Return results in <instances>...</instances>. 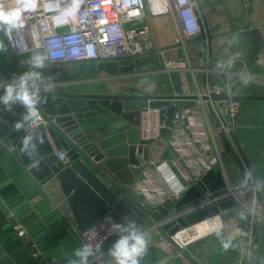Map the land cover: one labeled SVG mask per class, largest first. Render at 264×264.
Returning <instances> with one entry per match:
<instances>
[{"label": "crops", "instance_id": "crops-1", "mask_svg": "<svg viewBox=\"0 0 264 264\" xmlns=\"http://www.w3.org/2000/svg\"><path fill=\"white\" fill-rule=\"evenodd\" d=\"M195 2L202 30L199 35L190 39L183 35L173 14L153 16L150 11L146 12V23L150 26L153 45L167 59L170 57L169 53L178 49V61H186L192 67L191 72H194L184 75L178 84L176 95L184 94V90L197 94L218 84L217 81H229L235 84L231 89L234 96H264V0ZM254 32L260 37L258 43L253 42ZM0 37L9 56V61L0 62V72L9 77L15 65L1 30ZM175 41L178 42V47ZM244 41L250 44L249 56L235 47ZM97 65L82 66V71L94 69L102 78H120L119 75L100 72ZM70 74L74 73L70 71ZM190 79H195V88H191L188 82ZM172 94L174 95H157ZM54 97L58 96H36L37 104L50 119L69 115L53 104ZM184 104V101L178 102V105ZM227 106V103L211 100L200 101L194 106L203 119L209 143L214 155L219 157V164L196 180L184 179L185 189L182 194L169 201L170 207L161 206L166 209L164 213H159L161 221H167L174 212L176 217L173 219H177L178 214L190 213L195 208L200 210L217 205L199 207L211 197L225 195L233 185L243 183L249 176H255L257 184L264 182V100H241L240 116L233 137L220 130V125H228ZM24 108L26 107L20 103H15L11 104L9 110L8 106L0 102V264H44V260L33 256L34 251L45 260H54V264H80L81 258L76 254L78 249L74 239L80 238L73 229L78 225L58 178L42 184L31 172L35 167L34 163L55 154L56 148L50 144L51 125L49 123L47 128L27 130L23 124ZM18 123L21 125L19 129L16 128ZM78 123L90 142L128 125L124 118L106 108L91 116L88 124L84 125L86 128ZM27 136L32 139L25 148L24 139ZM108 140L111 145L120 142L117 136ZM154 148L157 151L151 152L150 161L145 164L144 171L135 183L144 174L153 173L155 165L163 161L171 165L175 159V153L167 145L165 138L157 139ZM241 156L247 162L249 171L246 166L244 170ZM6 159L8 166H1L6 163ZM81 161L108 189H112L87 161L82 158ZM133 188L135 190V185ZM255 194L259 195L264 211V191L256 188ZM161 207L150 213H157ZM259 218L258 223H254V229H250L254 232L253 238L256 242L254 251L246 247L252 238L247 234V222L241 223L244 231L242 237L233 235L231 229L221 228L189 241L187 250L183 251L196 264H236L239 261L245 264H264V217ZM15 225L23 227L28 241L18 235ZM141 236L145 238L146 244L144 253L138 257V264H191L158 231L153 229ZM225 244L228 246L225 247ZM114 245L108 243L101 251L98 263L90 262L88 256L87 264H116L115 258L110 255ZM63 257H67V260ZM63 260L66 262L62 263Z\"/></svg>", "mask_w": 264, "mask_h": 264}, {"label": "built area", "instance_id": "built-area-1", "mask_svg": "<svg viewBox=\"0 0 264 264\" xmlns=\"http://www.w3.org/2000/svg\"><path fill=\"white\" fill-rule=\"evenodd\" d=\"M73 2L74 0H38L36 11L23 13L24 27L13 29L10 34H6L2 29L23 74L39 69L32 64L34 56L44 58L43 67H71L107 62H135L155 54L150 26L146 23L147 11H150L153 16L173 14L180 25L181 32L188 39L199 35L202 30L195 0H75L78 8L74 18L63 17L62 13L70 8ZM152 2H156L163 9L153 12L150 8ZM0 6L8 10L17 5L15 0H0ZM19 78L15 70L3 86L17 83ZM197 94L234 96L231 88L219 85H213ZM182 95L195 94L186 90ZM227 104L228 125L226 127L236 129L241 100H229ZM176 107L169 126L160 122L158 111L147 110L142 113L143 136L154 139L165 138L167 145L175 153V159L172 160L171 165L167 161L155 165L153 173H146L141 180L136 181L134 184L136 191L132 187L139 205L148 212L155 211L165 203L178 198L185 189L184 179L196 180L219 164V157L214 155L200 113L194 107L185 108L183 105ZM35 108L37 110L35 116H30L28 109L24 113L23 124L29 131L49 126L45 114L36 105ZM163 129L164 132H162ZM50 144L56 148L52 138ZM55 155L58 161L64 164L69 163L66 150L56 148ZM36 165L37 163H34L33 166ZM164 167L173 175L172 178L176 179L177 186L171 184L170 179L166 177L163 172ZM255 187L258 190L261 188L258 185ZM250 194L245 195L249 200ZM209 202L210 199L201 205L207 203L209 205ZM253 204L259 207L258 200ZM223 214L225 213L221 211L220 216ZM229 223L226 229L234 227L237 230L240 229V223L237 220H230ZM117 226L115 219L110 214H106L84 231L77 226L73 227L78 233L82 248L89 246L91 249L90 262H100V253L119 229ZM14 228L21 238L29 240L21 225H15ZM237 234L238 237L243 236L242 232ZM172 239L174 240V237ZM168 244L171 246L169 242ZM177 245L182 250H187L189 246V244ZM33 256L44 260V264L55 263L54 260H45L37 251L33 252ZM236 264L245 263L239 261Z\"/></svg>", "mask_w": 264, "mask_h": 264}, {"label": "water", "instance_id": "water-1", "mask_svg": "<svg viewBox=\"0 0 264 264\" xmlns=\"http://www.w3.org/2000/svg\"><path fill=\"white\" fill-rule=\"evenodd\" d=\"M5 42L6 37L3 30L0 29ZM253 42L258 43L260 37L257 32L252 33ZM8 45V44H7ZM9 47V46H8ZM237 50H243L250 55V44L247 41L238 43L235 46ZM10 49V48H9ZM15 67L12 68L13 73L17 70L19 76L23 75L18 63L10 50ZM81 65L73 66V70L78 73ZM97 68L100 72L108 75L116 76L127 72L135 74L156 73L166 70L160 63L156 54H150L146 57L138 59L135 62L120 61L99 63ZM62 73L60 80H68L67 69L63 67H41L30 73H38L34 75L28 83H37L46 81L50 75ZM54 79L53 81H55ZM32 91L35 96H58L64 98H79L99 100L101 105L115 113L118 117L124 118L128 125L118 131L100 137L99 139L89 141L84 135L79 123L74 116L67 115L50 119L38 106L42 113L47 117L51 127L49 134L57 149H65L68 153L69 163L64 164L58 161L53 153L45 159L39 161L31 172L38 181L45 184L55 177L58 178L60 187L67 199V202L73 213V217L81 231H84L101 217L110 214L118 223L119 229L109 240V244H115L121 238L130 235L135 231L138 235H142L150 230H157L160 235L168 241L173 248L182 253L186 259L192 262L191 258L185 253L172 239L180 228H188L210 219L216 215H220V209L236 211V203L230 198L231 193L223 195L224 197L216 198L220 202L218 206H211L200 210H191L190 213L170 214L167 221L160 220V214L164 213V207H170L171 203L164 204L156 213H150L144 210L136 199L134 190L132 189L135 180L142 174L145 164L150 161L152 151H157L154 144L157 139L146 138L142 132V113L149 111H158L159 120L165 126H169L173 120L174 111L178 102L184 101L185 108H193L200 101H216L228 103L229 100H264V96H208L203 94L186 95H102V94H72L52 91ZM4 94V89L0 88V96ZM22 105V104H21ZM219 104H217V108ZM24 112L27 110L24 108ZM228 115V111L226 112ZM226 122L227 119H226ZM164 132V129L162 130ZM117 136L120 142L117 145H111L108 139ZM105 144H104V143ZM107 145V146H105ZM81 158L87 161L95 172L109 184L112 189H108L106 185L98 179L81 161ZM264 191V182L258 184ZM212 201V200H211ZM211 201L209 203H211ZM207 204L199 207H204ZM198 207V208H199ZM168 215V214H167ZM184 215V216H182ZM167 223V224H166Z\"/></svg>", "mask_w": 264, "mask_h": 264}, {"label": "rangeland", "instance_id": "rangeland-1", "mask_svg": "<svg viewBox=\"0 0 264 264\" xmlns=\"http://www.w3.org/2000/svg\"><path fill=\"white\" fill-rule=\"evenodd\" d=\"M171 17L173 18V16ZM177 23L175 22L176 28H178ZM177 38H178V31H177ZM0 42H2L1 37H0ZM174 43L178 47V42L175 41ZM153 51L155 52V54H157L160 63L166 70L154 74H145L139 76L135 75V73L132 74L133 72H127L119 75L120 78L118 79L102 78L103 76L98 74L97 71H95L94 69L84 70L78 76L73 77V74H70V72L67 70L70 79L66 81L60 80V77H62V73L58 72L54 75L48 76V78H45L46 81H40L32 84L28 83V87L30 90L33 91H55V92L72 93V94L157 95L162 93H174V95H176V93H178V84H180V82L182 81L181 79L184 78V75L190 73L194 74V72H191L192 67H190V65L186 61L184 62L178 61V49L172 53H169L170 56L169 59L164 57L163 53L160 52V49L155 46L153 47ZM2 60L4 62L5 60L6 62L9 61V56L8 54H6L5 51H3L0 54L1 63L3 62ZM0 73H1L0 77H2L1 78L2 81H0V88L5 89L7 86L4 87L3 85L6 84L7 82L6 80L8 79V77L4 73H2V71ZM54 79L56 80L53 81ZM188 82L191 88H195L196 85L195 79H190L188 80ZM216 83H218L216 85H220L221 87H226V88L229 87L231 89H233L235 85L233 84V82H229V81L227 82L217 81ZM53 99L54 100H52V102L55 106L61 107L62 111H65V113H69V115H72L75 118H77L78 122H80L83 126L88 124L91 116H94L96 113L102 111L104 108L99 100L79 99V98H60V97L57 98L54 97ZM226 126L227 125H220L221 132H224L229 136H232L233 133L235 132V129H233L232 127L227 128ZM237 150H239V148H237ZM241 158H242V162L244 163L243 166L244 170L246 166L247 170L249 171V166L247 162L243 159V156H241ZM5 162L6 163H3L1 166H8L9 164L8 160ZM257 185L258 184L256 183L255 176L253 175L249 176V179L243 181V183H238L233 185L231 189L227 191V193L234 192L231 193L230 198L233 199L234 202L236 203L237 210L232 212L229 209L228 210L220 209V211L225 213L223 214L222 217L224 221L223 223L224 228L226 227V224L229 223L230 220L234 219L240 222L239 230H237V228L235 227L231 228V233L233 235L237 234L238 232H242L244 234V231L242 230L243 224L241 223L247 222V226H248L247 234L250 235L252 238H250L246 247L248 250L251 251H254L256 249L255 248L256 242H254V238H253L254 232L250 231V229L252 230L254 229L253 228L255 225L254 223L257 222L260 216L264 217L263 207H261V200L259 198V195L255 194L256 191L255 186ZM249 194L251 195L250 200L245 197V195H249ZM218 197L222 198L224 196L221 195V196L211 197L210 201L211 200L212 201L211 203H209V205L217 204L218 206V203L221 200V198H219V201H217L216 198ZM256 200H258L259 202V207L253 206L254 205L253 203H255ZM182 229L183 228H180L179 231ZM74 239L76 240L78 251L81 250L82 249L81 241L76 237ZM66 258L67 257H63V259ZM66 260H63L62 263L66 262Z\"/></svg>", "mask_w": 264, "mask_h": 264}, {"label": "clouds", "instance_id": "clouds-1", "mask_svg": "<svg viewBox=\"0 0 264 264\" xmlns=\"http://www.w3.org/2000/svg\"><path fill=\"white\" fill-rule=\"evenodd\" d=\"M15 2L17 6L8 10L0 6V29H3L6 34H10L13 29L24 27L23 13L34 12L38 7V0H15ZM77 8L78 4L74 0L72 6L66 9L62 13V16L74 18ZM0 51H6L2 42H0ZM32 64L35 68L43 67L44 58L42 56H34ZM34 75L38 76L39 74L25 73L19 78L17 83L9 84L4 89V94L0 96V102L8 106L9 110L11 104L20 103L28 109L30 116H35L37 114L35 105L38 101L35 94L28 87V82ZM20 127L19 123L16 124L17 129ZM31 139V136L25 137V148L28 147ZM145 244V238L133 231L130 235L121 238L115 243L113 249L110 251V255L115 258L116 264H138V257L144 253ZM227 246L225 244V247ZM76 254L81 258L80 264H87V258L91 255V249L89 246H85Z\"/></svg>", "mask_w": 264, "mask_h": 264}, {"label": "bare ground", "instance_id": "bare-ground-1", "mask_svg": "<svg viewBox=\"0 0 264 264\" xmlns=\"http://www.w3.org/2000/svg\"><path fill=\"white\" fill-rule=\"evenodd\" d=\"M150 8L153 12H159L163 9L156 2H152ZM163 172L166 174V177L170 179L171 184H175L177 186V184L175 183L176 179L172 178L173 175L169 173V170L166 167L163 168ZM223 223L224 221L222 219V216L216 215L210 219H206L194 226H191V228L189 229H184L183 231L179 232L177 235H173L172 237H174V241L177 244L183 246L197 237L203 236L211 231L221 229L223 227Z\"/></svg>", "mask_w": 264, "mask_h": 264}, {"label": "flooded vegetation", "instance_id": "flooded-vegetation-1", "mask_svg": "<svg viewBox=\"0 0 264 264\" xmlns=\"http://www.w3.org/2000/svg\"><path fill=\"white\" fill-rule=\"evenodd\" d=\"M63 68H65V69H67L69 72L70 71H72L74 74H73V77L75 76H78L80 73H81V71L83 70V68L81 67V69H80V71L78 72V73H76L74 70H73V66H71V67H63Z\"/></svg>", "mask_w": 264, "mask_h": 264}]
</instances>
